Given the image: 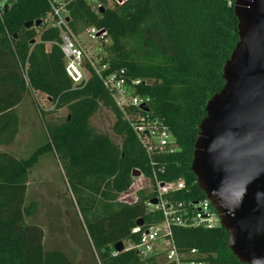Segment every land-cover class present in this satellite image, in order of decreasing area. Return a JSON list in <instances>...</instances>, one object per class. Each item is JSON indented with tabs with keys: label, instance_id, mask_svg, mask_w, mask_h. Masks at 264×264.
Masks as SVG:
<instances>
[{
	"label": "trees",
	"instance_id": "trees-1",
	"mask_svg": "<svg viewBox=\"0 0 264 264\" xmlns=\"http://www.w3.org/2000/svg\"><path fill=\"white\" fill-rule=\"evenodd\" d=\"M94 10L84 0L0 1V147L19 132L11 112L27 94L44 95L50 112L67 110L60 122H44L46 142L25 158L0 152V264H70L58 252H43L42 232L26 225L32 215L25 206L29 173L45 154L60 165L68 191L97 264H143L134 250L139 236L131 231L162 220L149 212L152 191L137 194L133 204L118 201L133 184V172L151 178L152 166L114 100L91 72L75 85L64 70L60 31L52 27V7L65 4L67 29L77 36L85 29H105L102 63L109 72L124 71L126 81L139 80L133 95L149 99L148 110L169 130L177 151L155 157L157 179H183L186 191L169 194L175 200H202L190 172L198 125L207 101L224 85L222 68L238 41L237 19L224 0H127L122 6L96 0ZM39 22L37 25L35 23ZM27 23H33L25 28ZM105 109L113 116L111 137L90 125ZM179 253L196 250L208 264H240L227 247V236L214 229L173 228ZM123 244L115 253L114 246Z\"/></svg>",
	"mask_w": 264,
	"mask_h": 264
},
{
	"label": "water",
	"instance_id": "water-1",
	"mask_svg": "<svg viewBox=\"0 0 264 264\" xmlns=\"http://www.w3.org/2000/svg\"><path fill=\"white\" fill-rule=\"evenodd\" d=\"M233 13L238 41L222 68L223 87L205 105L189 170L231 254L240 264H264V0H235Z\"/></svg>",
	"mask_w": 264,
	"mask_h": 264
},
{
	"label": "built area",
	"instance_id": "built-area-1",
	"mask_svg": "<svg viewBox=\"0 0 264 264\" xmlns=\"http://www.w3.org/2000/svg\"><path fill=\"white\" fill-rule=\"evenodd\" d=\"M84 1L94 10L102 7L96 0ZM104 1L117 6L127 2V0ZM224 1L227 7H234L235 0ZM67 14L65 4H59L52 7L50 17L52 27L60 31V50L66 75L75 85L85 84L91 72L98 78L122 113L123 119L129 124L152 166L151 178H146L140 173L137 181L140 183L142 180H148L151 184L155 193L152 199H156L157 203L151 205L148 202L147 208L151 213L159 212L162 220L145 228L136 226L131 233L138 235L139 240L135 244L127 243L125 250H134L143 264H208L207 256L194 249L179 253L173 241L172 230L173 228L214 229L220 226L218 215L206 198L202 200L166 198L169 194L186 191L183 179L172 182L157 179L158 173H163L165 168L160 166L156 170L154 158L172 155L177 151L169 130L160 120L151 116L147 97L133 95V87L139 85L140 81L128 82L124 78V71L109 72V66L102 63L103 55L98 46L108 44L106 30L89 27L74 36L67 29ZM136 201L137 196L127 204Z\"/></svg>",
	"mask_w": 264,
	"mask_h": 264
},
{
	"label": "rangeland",
	"instance_id": "rangeland-1",
	"mask_svg": "<svg viewBox=\"0 0 264 264\" xmlns=\"http://www.w3.org/2000/svg\"><path fill=\"white\" fill-rule=\"evenodd\" d=\"M103 46H98L102 54ZM25 96L26 105L21 110L23 123L15 147V156L20 158L27 157L46 142L44 122L60 123L67 116V110L61 109L41 119L39 113L50 112L51 104L38 93L27 92ZM112 124L113 116L105 109H100L90 120L93 129L118 142L112 134ZM137 178H133V188L122 194L119 202L131 203L133 197L142 191L146 195L152 193L149 181L138 183ZM25 206L30 207L33 213L24 218V223L41 230L43 252L61 253L70 264H97L61 167L52 154L41 156L30 171Z\"/></svg>",
	"mask_w": 264,
	"mask_h": 264
},
{
	"label": "crops",
	"instance_id": "crops-1",
	"mask_svg": "<svg viewBox=\"0 0 264 264\" xmlns=\"http://www.w3.org/2000/svg\"><path fill=\"white\" fill-rule=\"evenodd\" d=\"M25 101H26V96L23 97L22 101L17 106H15L11 109V112H13L14 115H16V117L18 118L19 132L16 135L15 140L10 145H8L6 147H0V152H7V153H10V154L15 156L16 141H17V138L21 132V124L23 123V119H22L23 115H22L21 110L26 105ZM7 148H8V150H6ZM18 158H20V157H18ZM21 158H25V157H21Z\"/></svg>",
	"mask_w": 264,
	"mask_h": 264
}]
</instances>
